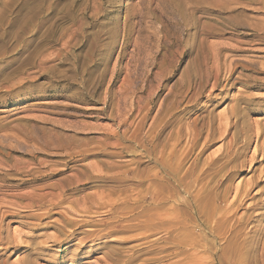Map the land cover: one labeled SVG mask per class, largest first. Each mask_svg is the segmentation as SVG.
<instances>
[{"label": "rangeland", "instance_id": "obj_1", "mask_svg": "<svg viewBox=\"0 0 264 264\" xmlns=\"http://www.w3.org/2000/svg\"><path fill=\"white\" fill-rule=\"evenodd\" d=\"M263 33L264 0H0V187L38 179L0 192V264H115L108 247L138 250L129 264L206 262L194 223L208 219L214 264H264ZM148 192L179 222L170 235L64 240L66 219L105 220Z\"/></svg>", "mask_w": 264, "mask_h": 264}, {"label": "bare ground", "instance_id": "obj_2", "mask_svg": "<svg viewBox=\"0 0 264 264\" xmlns=\"http://www.w3.org/2000/svg\"><path fill=\"white\" fill-rule=\"evenodd\" d=\"M189 2V1H188ZM254 34V33H253ZM261 34V33H260ZM264 34V33H263ZM262 34V35H263ZM187 35V34H186ZM189 35V34H188ZM193 35V34H192ZM191 35V36H192ZM252 35V34H251ZM190 36V37H191ZM250 36V35H249ZM260 36V35H259ZM193 37V36H192ZM257 37V36H256ZM191 39V42L193 43V41H192V38H190ZM189 38H188V40H190ZM264 39V38H263ZM179 40V39H178ZM177 40V41H178ZM187 40V41H188ZM167 42H168V40H166ZM175 41V40H174ZM180 42V41H179ZM172 43V42H171ZM187 43V42H186ZM189 43H190V41H189ZM174 44V43H173ZM176 44V43H175ZM170 44L168 43V46H169ZM172 45V44H171ZM191 45H193V44H191ZM175 46V45H174ZM181 46V45H180ZM187 46L189 47V49H190V45L189 44H187ZM194 46V45H193ZM192 46V47H193ZM202 46V45H201ZM162 47H164V45L162 46ZM164 48H166V47H164ZM188 49V50H189ZM192 50H194V48H191ZM165 50V49H164ZM190 52V51H189ZM243 52V51H242ZM165 53V55H167L166 54V52H164ZM167 53H168V51H167ZM193 53V52H192ZM188 54V53H187ZM178 55V54H177ZM184 55V54H183ZM190 55V54H189ZM194 55V54H193ZM168 56V55H167ZM180 56V55H179ZM181 56H182V54H181ZM180 56V57H181ZM192 56V55H191ZM196 56V55H195ZM205 56V55H204ZM175 57V56H174ZM184 57V56H183ZM256 57V56H255ZM193 58V57H192ZM203 58V57H202ZM191 60H193V59H191ZM190 60V61H191ZM248 61V60H247ZM194 63V61H191V63ZM245 63V62H244ZM257 63V62H256ZM189 65H190V63H188ZM244 65H246V64H244ZM193 66V65H192ZM189 67H191V66H189ZM246 67V66H245ZM192 69H194V66H193V68ZM191 69V70H192ZM252 70V69H251ZM193 71V70H192ZM194 72V71H193ZM170 75H171V73H170ZM169 76V75H168ZM166 122V121H165ZM175 123V122H174ZM165 124V123H164ZM171 124V123H170ZM173 124V123H172ZM174 125V124H173ZM165 126H166V124H165ZM164 129H161V131H163ZM224 134V133H223ZM28 135V134H27ZM175 139V138H174ZM27 140V139H26ZM30 140V139H29ZM3 145V144H2ZM10 146V145H9ZM174 146H176V144L174 145ZM174 146H172V149H175L174 148ZM169 148V147H168ZM168 150V149H167ZM157 160V159H156ZM13 168V167H12ZM163 170H165L164 172H168L171 176H172V174H177L178 173V171H179V168L176 166V167H169V166H165V164L163 165ZM17 169V168H16ZM26 169V168H25ZM50 169V168H49ZM196 169V168H195ZM31 171V170H30ZM93 171V170H92ZM5 172V171H4ZM9 172V171H8ZM8 172H6V173H8ZM10 172L11 173H13V175H17L18 174V172H19V170L17 169V170H10ZM6 173H4L5 174V176H1V177H3V180H5V178L9 175V174H7L6 175ZM205 173V172H204ZM166 174V173H165ZM20 175V174H19ZM83 175V174H82ZM127 176V175H126ZM32 177V176H31ZM89 177V176H88ZM125 177V176H124ZM8 178V177H7ZM159 178V177H158ZM42 179V178H41ZM40 179V180H41ZM85 179V178H84ZM7 180V179H6ZM37 180L38 179H36V177L34 178H32V179H30L29 180V182L27 183H25V182H23V183H21V184H18V185H15V186H11V185H3L2 187H0V192L4 189V190H11V189H13V188H19V187H25V186H30V185H33L35 182H37ZM43 180V179H42ZM101 180V179H100ZM103 180V179H102ZM101 180V181H102ZM143 180V179H142ZM1 181V180H0ZM25 181V180H24ZM84 181V180H83ZM110 182L111 181H113L112 183H114V182H117L118 180L117 179H114V180H109ZM124 181V180H123ZM154 181V180H153ZM119 182V181H118ZM124 183V182H123ZM16 184V183H15ZM49 185V184H48ZM171 185V184H170ZM31 187V186H30ZM67 187V186H66ZM12 191V190H11ZM172 191V190H171ZM33 192H34V189H33ZM62 193V192H61ZM146 194V193H145ZM145 194H143V196L142 197H134V199H130V203H125V205H122V206H120V207H114L113 205H112V207H111V209L108 211V213H110L111 215L110 216H108L109 218H107V219H105V220H101V221H95V220H93V218L91 219V220H89V221H82V220H80V221H78L77 219L76 220H68V219H66L65 220V226H68V227H72L73 228V230L71 231V230H69V233H67V234H65V230L63 231V233H64V240H67L68 238H74V237H76V235H82L83 236V239H90V238H92V235L94 234L93 232L94 231H96L95 230V228H97V227H107V226H111V227H113L114 229L113 230H115L116 228H119V230H122V231H131V230H136V229H139V228H144L145 230H147L148 231V229H156V230H158L157 228H160L162 225H165V223L166 224H169L168 226H170V224L172 225L173 224V226H170V227H168L169 228V235L174 231L173 229H175V227H177V226H179L180 224H179V222L176 224V222H175V220H174V222H172V221H168V214H164V215H162L160 212H159V210L161 209L159 206H155V205H153V204H155V202H158V204H160V198L162 199V197H160V193H150V192H148V196L147 197H144V195ZM246 195L245 196H247L248 195V192L246 191V193H245ZM43 197V196H42ZM243 197V196H242ZM31 198V197H30ZM35 198V197H34ZM38 198V197H37ZM136 198V199H135ZM169 199V198H168ZM242 199V198H241ZM83 200L85 201V202H87L88 201V199H87V197H84L83 198ZM145 200H149V202H148V206H142V205H140V203L141 202H143V201H145ZM157 200V201H156ZM159 200V201H158ZM162 201H163V199H162ZM98 203V202H97ZM161 203H163V202H161ZM195 204V203H194ZM161 205V204H160ZM60 206V205H59ZM100 206H101V204H100ZM239 206V205H238ZM16 207V206H15ZM99 207V206H98ZM200 207V206H199ZM198 206L195 208L194 207V215H197L198 216V214L200 213L201 214V209L199 208ZM206 207V206H205ZM52 209H53V206L51 207ZM57 208V207H56ZM207 208V207H206ZM48 210V209H47ZM171 210V209H170ZM50 211V210H49ZM209 211V210H208ZM50 213V212H49ZM49 213H47V214H44L43 216H48L49 215ZM56 214H58V213H56ZM62 215V214H61ZM171 215V214H170ZM213 215V214H212ZM39 216H41V215H39ZM210 216V215H209ZM44 217V218H45ZM64 217V216H63ZM91 218V217H90ZM166 218H168L167 220H166ZM39 219V218H38ZM42 219V218H41ZM143 219V220H142ZM209 220V219H208ZM208 220H198V221H200V222H196V223H194V235H196V237L198 238V240H194L195 242H194V247H195V245L196 246H198V247H200V250H201V248L203 249L202 251H206V252H208L209 254H210V258H209V260L208 261H206V262H204V261H202V262H199V263H194V264H214L213 263V261H215V251H217V249L215 248V247H213V245L209 242V240H208V236H213L216 232H215V230H216V228H221V226H220V224L219 225H216V226H212V225H210V222L208 221ZM168 222V223H167ZM181 223V222H180ZM224 224V223H223ZM235 225V224H234ZM49 226V225H48ZM167 226V225H166ZM57 227V226H56ZM59 227V226H58ZM57 227V228H58ZM62 227H64V226H62ZM85 227H87V228H85ZM200 227H202L203 229H201L200 230ZM222 227H224L223 225H222ZM61 228V227H60ZM167 228V229H168ZM178 228V227H177ZM241 228V227H240ZM239 228V229H240ZM59 229V228H58ZM84 229V230H83ZM103 229V228H102ZM153 229V230H154ZM161 229V228H160ZM224 229V228H223ZM232 229V228H231ZM238 229V228H237ZM61 230V229H60ZM162 230H165V229H162ZM173 230V231H172ZM221 230V229H220ZM71 231V232H70ZM78 231H80V232H78ZM101 231V230H100ZM187 231H188V229H187ZM217 231V230H216ZM111 232H114V231H111ZM164 232H166V231H164ZM190 232H192L191 230H190ZM218 232V231H217ZM233 232V231H232ZM243 232V231H242ZM61 233V232H60ZM186 233V232H185ZM225 233V232H224ZM237 233H239V231H237ZM235 234V236H237L238 234ZM240 233H241V231H240ZM190 234V233H189ZM243 234V233H242ZM241 234V235H242ZM108 235V234H107ZM219 235V234H218ZM232 236H233V234H231ZM38 236V235H37ZM57 236V235H56ZM192 236V235H191ZM234 236V237H235ZM60 237V238H61ZM171 237V236H170ZM239 237H240V235H239ZM174 238V237H173ZM173 238H172V240H173ZM195 238V237H194ZM225 238V237H224ZM233 238V237H232ZM231 238V236H230V239H232ZM236 238V237H235ZM49 239H50V237H49ZM57 239H59V238H57ZM81 239V238H80ZM80 239H78V241L80 240ZM82 239V240H83ZM93 239V238H92ZM234 239V238H233ZM240 239V238H239ZM242 239V238H241ZM52 240H54V241H51L52 242V244H51V246H53V245H56L57 243H56V239H54V237H53V239ZM82 240H80V242L81 243H84V242H82ZM171 240V239H170ZM169 240V241H170ZM171 240V241H172ZM177 240V239H176ZM235 240V239H234ZM244 240V239H243ZM46 241V240H45ZM44 241V242H45ZM58 241V240H57ZM60 241V240H59ZM58 241V242H59ZM85 241V240H84ZM110 241V240H109ZM126 241V240H125ZM238 241V240H237ZM71 242V241H70ZM86 242V241H85ZM175 242V241H174ZM46 243V242H45ZM228 244V243H231V241L229 240V241H225L224 240V242L222 243V246H224L225 244ZM234 244H235V241L233 242ZM238 243V242H237ZM35 244V243H34ZM37 244V243H36ZM49 244V243H48ZM62 244V243H61ZM76 244H78V242H76ZM172 244V243H171ZM107 245V244H106ZM235 245H237V244H235ZM242 245V243L240 244V246ZM43 246V245H42ZM45 246V245H44ZM217 247L218 248V251H221V253H223L224 252V249L226 250V248H228L226 245V247L224 248V247ZM230 246H231V244H230ZM239 246V245H238ZM246 246V245H245ZM35 247V246H34ZM34 247H33V250H34ZM37 247H39V246H37ZM65 247V246H64ZM70 247V246H69ZM78 247V246H77ZM81 247V246H80ZM106 247V246H105ZM197 247V248H198ZM233 247H234V245H233ZM41 248V247H40ZM79 248V247H78ZM77 248V249H78ZM100 248H101V246H100ZM115 248V247H114ZM118 248V247H117ZM121 248V247H120ZM196 248V247H195ZM239 248V247H238ZM44 249H47V248H45V247H43V250ZM113 248H110V247H108V252H106V254H107V256L106 257H110L111 258V260L110 261H114L113 263H115V264H129V263H131V262H134V261H136L142 254L141 253H139L138 252V250H137V253H133L132 255H130V256H128V257H126V259L124 258V256H121L120 254V256L118 255V254H116L118 251H120V250H118L117 249V251H116V253L112 250ZM241 248H239V250H240ZM42 250V251H43ZM67 250V249H66ZM76 250V249H75ZM83 250V249H82ZM92 250V249H91ZM115 250V249H114ZM197 250V249H196ZM230 250H231V248H230ZM238 250V249H237ZM40 250H39V248H36L35 249V254H40V252H39ZM72 251V250H71ZM79 251V250H78ZM86 251V250H85ZM195 251V250H194ZM226 251H228V249L226 250ZM231 251H233V249L231 250ZM46 252V251H45ZM91 252V251H90ZM237 252H240V251H237ZM30 253H32V252H30ZM34 253V252H33ZM47 253V252H46ZM64 253V252H63ZM236 252H235V249H234V254H235ZM74 254V253H73ZM81 254H82V252H81ZM219 254V253H218ZM225 254V253H224ZM228 254H229V256H230V253L228 252ZM228 254H226V255H228ZM238 254V253H237ZM236 254V255H237ZM34 255V254H33ZM43 255V254H42ZM69 255V254H68ZM84 255H86V254H84ZM103 255H105V254H103ZM124 255V254H123ZM220 255V254H219ZM225 255V256H226ZM239 255V254H238ZM253 255V254H252ZM71 256V255H70ZM73 256V255H72ZM225 256L224 255H222L221 254V256L218 258H216V260H218V262L220 261V264H225V262H228L227 264H244V263H247V262H249V259L247 260V259H243V258H240V257H233L232 256V258H225ZM240 256V255H239ZM250 256V255H249ZM83 257V256H82ZM108 257V258H109ZM36 258V257H35ZM39 258V257H38ZM41 258V257H40ZM72 258V257H71ZM108 258H106V259H108ZM250 258V257H249ZM204 259V258H203ZM251 259L252 260H254V261H256V259L254 258H252L251 257ZM73 260V259H72ZM205 260H207V259H205ZM29 261V260H28ZM251 261V260H250ZM252 262V261H251ZM257 262V261H256ZM25 263H27V262H25ZM30 263V262H29ZM110 263V262H109ZM106 264H108V262L106 263Z\"/></svg>", "mask_w": 264, "mask_h": 264}]
</instances>
